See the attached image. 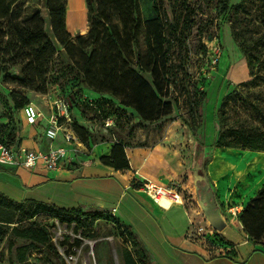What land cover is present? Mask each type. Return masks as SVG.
Instances as JSON below:
<instances>
[{"label":"trees","instance_id":"obj_1","mask_svg":"<svg viewBox=\"0 0 264 264\" xmlns=\"http://www.w3.org/2000/svg\"><path fill=\"white\" fill-rule=\"evenodd\" d=\"M18 1L0 0V74L4 82L13 86L8 95L13 110L20 111L23 122L22 108L29 103L26 93L45 94L49 86L56 83L69 101L71 127L83 144L93 134L75 122L73 111L84 88L100 95L109 94L122 107L117 111L131 108L143 121L167 118L180 102L186 103L189 111L199 112L206 98L205 92L191 94L186 85L183 95L177 93L179 85L173 78L176 75L171 72L169 54L171 49L186 48L185 32L193 23L189 0H153L154 17L146 21L142 19L139 0H100L99 5L96 0H86L89 30L86 36L78 34L75 41L66 29V0H42L59 49L47 35L40 12L23 16V8L16 6ZM255 2L264 17V0H240L236 4H231L230 0H216L214 9L217 17H222L232 8L236 13ZM166 3L171 7L170 17ZM262 44L264 34L251 38L249 45L238 43L247 56L251 78L241 84L245 91L234 88L223 96L214 113L213 148L264 153V72L257 68L253 71L258 59L257 50ZM74 57L79 59L73 61ZM10 68H15L16 72H11ZM142 72L149 73L151 83L143 78ZM240 107L246 116L236 114L233 118L231 113ZM89 109L102 120L115 115L113 102L102 97L91 103ZM6 115L0 114V118ZM20 141L17 122L10 119L0 126V142L16 146ZM125 147L123 142L114 143L109 155L100 158L101 163L115 170L129 169ZM131 183L137 187L136 180ZM260 214H264V186L244 205L240 219L252 230L253 220ZM43 217H54L68 226L73 224L74 231L84 230L88 237H93L88 230L96 220L108 219L120 235L131 238L135 247L133 251H122L123 264H156L149 259L131 228L108 213L83 211L79 206L59 207L35 199L16 201L0 191V243L12 236L52 248ZM259 241L255 243L264 245V240ZM80 243L79 239H74L71 247ZM52 250L59 259L57 252ZM231 255H234L233 249ZM17 262L30 264L23 258Z\"/></svg>","mask_w":264,"mask_h":264},{"label":"rangeland","instance_id":"obj_2","mask_svg":"<svg viewBox=\"0 0 264 264\" xmlns=\"http://www.w3.org/2000/svg\"><path fill=\"white\" fill-rule=\"evenodd\" d=\"M189 1L193 9L191 17L193 23L185 32L186 48L175 51L171 49L169 54L171 72L176 75L173 78L179 85L177 93L181 92L183 95L186 85L191 94L205 92L206 98L199 112L189 111L187 104L180 102L167 118L155 122L143 121L131 108H124V112L117 111V108L122 107L118 104V100L109 94L100 95L84 88L76 99L73 116L75 122L86 127L93 137L83 144L84 151L78 154V158L76 157L77 164L101 163L100 158L109 155L116 142H123L130 148H141L144 150L141 151V155L147 156L148 165L145 167L148 176L160 185L176 188L184 197V205L190 211L194 225L206 227L209 223L197 202L193 175L195 159L201 155L200 172L206 177L213 192L217 210L226 221V228L253 245L264 247L260 243H255L264 240V214L253 220L252 230L240 219L244 205L260 187L264 186V153L246 149L211 147L214 135V113L223 96L234 88L245 91L241 84L251 78L247 56L238 43L249 45L251 38L264 34V17L256 2L248 3L236 13L232 8L222 17H217L214 9L216 0ZM99 2L100 0H96V5H99ZM152 2L153 0H139L142 19L145 21L154 17ZM16 6L23 8V16L39 11L47 35L59 49L50 31L44 2L20 0ZM165 7L170 17L171 7L167 3ZM65 21L66 29L73 41L78 34L87 35L89 30L87 11L86 17L77 12H69ZM80 27H85L83 32H79ZM255 31L259 33L256 34ZM141 50H144L143 46ZM257 51L258 59L253 71L257 68L260 72H264V44ZM72 59L75 61L79 58ZM132 68L137 71L134 64ZM10 71L16 72L15 68H10ZM140 74L151 83L149 73ZM10 88L13 86L4 82L0 74V114H7L0 118V126L12 119L14 123L17 122L20 134L24 137L34 135L31 141L36 144L38 140L33 131L42 135L43 129L39 125L33 126L32 129L24 124L20 111L12 108V101L8 95ZM26 96L29 103L34 104L44 115H47L50 112V102L55 98L65 97V93L59 83H56L49 86L45 94L27 92ZM100 97L113 102L114 116L102 120L89 109L91 103ZM234 112L231 113L233 118L238 114L246 116L242 107ZM42 120L41 117L40 121ZM106 120L110 121L107 127H105ZM130 161H132L131 156ZM130 161L129 169H131ZM136 186L137 188L141 186L140 181H137ZM42 221L48 228L50 244L59 259L52 248L8 236L0 243V264H12V262L20 264L17 261L21 258L30 264H123L122 251L135 249L131 244V238L120 235L114 224L105 218L96 220L90 226L88 231L93 237L85 235L87 232L84 230L74 231L73 224L70 226L61 224L54 217H43ZM219 233L221 236L224 234L223 231ZM74 239H79L81 243L71 247Z\"/></svg>","mask_w":264,"mask_h":264},{"label":"crops","instance_id":"obj_3","mask_svg":"<svg viewBox=\"0 0 264 264\" xmlns=\"http://www.w3.org/2000/svg\"><path fill=\"white\" fill-rule=\"evenodd\" d=\"M238 1L230 0L231 4ZM86 11V0H66V16L69 12H77L86 17ZM85 27H80L79 32ZM49 115L50 112L42 113L34 125L24 122L32 129L41 126L43 134L33 131L38 140L36 144L31 141L34 135L24 137L20 134L22 146L47 149L62 143L61 134L52 142L44 135ZM125 150L132 161L131 169L124 171L102 163L77 164L78 155L72 164L58 170H46L41 164L33 169L0 166V191L16 201L35 199L59 207L79 206L83 211L108 213L131 228L149 259L156 264H264V247L253 245L230 229L223 232V237L232 246L234 255H212L202 240L191 238L188 233L192 217L184 204L163 206L141 188L133 187L134 178L140 183L145 178L153 179L145 167L147 156L141 155L144 150L138 147ZM83 151L84 147L80 153Z\"/></svg>","mask_w":264,"mask_h":264},{"label":"built area","instance_id":"obj_4","mask_svg":"<svg viewBox=\"0 0 264 264\" xmlns=\"http://www.w3.org/2000/svg\"><path fill=\"white\" fill-rule=\"evenodd\" d=\"M69 108L70 104L67 98L53 99L50 102V115L44 130V135L50 142L54 141L58 134H61L62 143L56 146L50 145L47 149H33L22 146L20 143L16 146H7L0 142V166L33 169L41 164L46 170H58L66 164H72L84 145L71 127L72 118ZM41 115V111L32 103H28L22 108L24 122L28 125L36 124ZM109 125L110 121L106 120L105 127ZM134 180L136 179L134 178ZM139 188L158 204L165 197L171 201L170 204H184V197L176 188L157 184L151 179L145 178ZM177 195L182 198L181 202H177ZM189 225L188 234L190 237L202 240L212 255H231L233 248L219 231L213 229L209 224L206 227H196L192 219H189ZM70 258L72 257L70 256Z\"/></svg>","mask_w":264,"mask_h":264},{"label":"water","instance_id":"obj_5","mask_svg":"<svg viewBox=\"0 0 264 264\" xmlns=\"http://www.w3.org/2000/svg\"><path fill=\"white\" fill-rule=\"evenodd\" d=\"M201 163V155H198L195 159L193 169L197 202L205 218L207 219L209 226H211L216 231H223V229L226 227V221L221 217L217 210L214 201V195L206 180V177L200 172Z\"/></svg>","mask_w":264,"mask_h":264},{"label":"bare ground","instance_id":"obj_6","mask_svg":"<svg viewBox=\"0 0 264 264\" xmlns=\"http://www.w3.org/2000/svg\"><path fill=\"white\" fill-rule=\"evenodd\" d=\"M170 200L168 199V198H162L161 200H160V203L163 205V206H168V205H170ZM177 202H181V197L180 196H178L177 195ZM228 229L225 227L224 229H223V232L225 231H227Z\"/></svg>","mask_w":264,"mask_h":264}]
</instances>
